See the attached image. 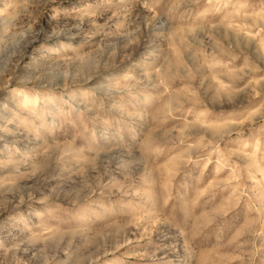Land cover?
Segmentation results:
<instances>
[{
	"label": "rangeland",
	"instance_id": "374dc122",
	"mask_svg": "<svg viewBox=\"0 0 264 264\" xmlns=\"http://www.w3.org/2000/svg\"><path fill=\"white\" fill-rule=\"evenodd\" d=\"M0 264H264V0H0Z\"/></svg>",
	"mask_w": 264,
	"mask_h": 264
}]
</instances>
